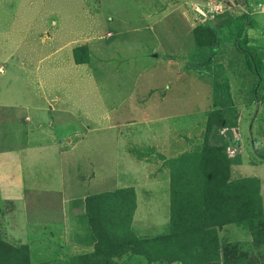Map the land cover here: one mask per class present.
Wrapping results in <instances>:
<instances>
[{
    "label": "rangeland",
    "instance_id": "obj_1",
    "mask_svg": "<svg viewBox=\"0 0 264 264\" xmlns=\"http://www.w3.org/2000/svg\"><path fill=\"white\" fill-rule=\"evenodd\" d=\"M83 1L89 28L96 25L93 17L104 11L105 22L114 21L120 33L111 29L104 32L105 40L114 37L118 45L105 42L98 47L88 40L75 45L74 60L89 63L94 77L116 79L127 96L120 106L123 121L115 133H102L90 126L83 136L89 140L83 163L72 157L66 162L59 160V150L66 148L44 146L42 151L51 159L49 165L55 160L56 174L66 172L68 165L73 175L88 181L116 176L121 179L120 188L90 195L82 204L72 203L68 218L57 227L31 225L30 240H38L32 246L28 238L29 242L18 244L0 235V264H264L259 181L232 172L241 157L253 156L252 160L264 162V0ZM122 9L129 19L122 15ZM140 33L147 34L134 40ZM213 38L244 41L262 67L260 77L249 69L240 76L249 92L241 91L244 95L238 104L231 93L227 94L230 84L226 68L215 57L222 56L229 64L232 83L242 72L238 59L228 50L221 52L220 44H208ZM128 49L133 53L130 61L124 56ZM212 49L216 50L212 63H203ZM188 61L201 65L205 74L188 69ZM82 80L22 87L26 93L39 94L41 102L40 98L46 99L50 93L93 90ZM255 83L257 102L251 94ZM12 87L0 78V93L9 96ZM94 89L100 91L96 85ZM131 107L136 108V116L128 115ZM152 107L159 109L150 113L164 112L162 121L157 123L145 115V109ZM15 109L0 108V123H20L17 130H23L26 138L36 135L39 144L49 145L53 140L70 138L76 144L79 139L74 130L52 133L46 124L28 130V116ZM132 119L136 120L133 126L129 125ZM176 127L181 129L182 145L177 150L170 146L165 152L170 145L167 136ZM113 129L115 126L109 128ZM17 130L0 127V151H21ZM129 131L133 134L131 142ZM161 147L163 156L157 154ZM49 165L44 163L40 170L47 172ZM158 169L169 174L170 231L150 238L135 233L126 220L135 207L134 186L154 182L151 179L158 176ZM251 172L264 181L263 170ZM114 239L125 246L114 252L120 254H96V247L106 249Z\"/></svg>",
    "mask_w": 264,
    "mask_h": 264
},
{
    "label": "crops",
    "instance_id": "obj_2",
    "mask_svg": "<svg viewBox=\"0 0 264 264\" xmlns=\"http://www.w3.org/2000/svg\"><path fill=\"white\" fill-rule=\"evenodd\" d=\"M75 11H84V14L77 15ZM122 12V15L129 19L125 9H122ZM88 15L83 0H0V70H2L0 78L14 86L9 96L6 93H0V108H16L15 110L23 111L25 116H28V130H34L40 124H46L51 127L49 131L52 133L74 130L80 135L76 144H72L71 138L63 142L53 140L50 145L39 144L36 141V135L33 138H26L23 130L22 132L17 130L21 126L20 123H0V127L11 128L21 134L18 139L21 141V151L12 149L0 151L3 152L0 154V235L10 243L29 242L26 238L30 240L31 225L59 226L68 218L72 203L82 204L90 195L120 188L118 183L121 179H117L116 176H111L110 180L88 181L73 175L68 165L66 172L56 174L53 171L55 160H52L54 164L49 165L48 162L51 159H47L45 157L47 152L42 151L45 147L55 150L66 148L63 152L59 150V160L66 162V158L69 161L72 157L73 161L79 160L83 163L82 161H86L88 157L84 146L88 147L89 142L83 136L90 131V126L93 125L102 133L107 131L115 133L119 132L118 125L123 121L120 116H123L124 109H120V106L127 96L125 92H122L118 82H115L116 79L110 81L103 76L94 77L89 72V63H78L74 60L73 47L86 43V40L89 44H97L98 47L105 42L118 45L114 37L109 40H105L104 37L107 29L120 33L116 23L111 19H107L108 23H106L103 17L104 11H102L98 17H93V22L96 21L95 27L92 24L89 28ZM91 28L92 31L89 30ZM146 34H136L133 38L134 40L142 38ZM219 47L221 52L228 50L238 59L242 72L238 75V80L232 83L229 64L222 56L215 57L216 62H222L226 68L229 90L234 103L238 104L237 100H241L244 93L248 91L240 80V76L247 72L248 68L243 55L235 49L233 43H222ZM129 51L128 49L127 53L124 52V56L127 57L125 59H129L133 54ZM142 59L145 62L148 60V58ZM82 79L88 84L89 89L93 90L79 94L50 93L46 99L40 98L41 102H38L39 94L26 93L22 87V85L45 82L54 84L74 83L80 80L82 82ZM95 85L100 91L94 89ZM241 91L244 93L242 94ZM247 97L251 98L249 93ZM158 109L156 107L145 109V115L154 117L152 121L158 123L162 121L160 117L164 112L150 113V110ZM127 110L129 116H136L135 107ZM129 123L133 126L136 120L132 119ZM112 126H115V129L109 130ZM179 130L181 129L176 127L175 132L172 130L173 134L167 136L170 145L165 148V152L170 149V146L174 148L173 150H177L179 145H182L183 137ZM159 131L161 138L164 137L165 135L161 133L162 128ZM132 136L133 134L129 131V142ZM101 139L99 137V140ZM161 152H163L162 147L157 154L163 156ZM250 157H241L240 164L234 165L232 172L238 171L242 178L259 181L258 196L261 214L264 216V181L259 175L250 173L251 169L264 171V162L259 163L251 159L253 156ZM44 163L49 165L47 172L40 170ZM161 172L162 169H158V176L149 178L154 179V182L134 186L135 207L130 226L135 233L142 235L144 233L150 238L165 236L170 231L169 174ZM37 242V239L31 241V246Z\"/></svg>",
    "mask_w": 264,
    "mask_h": 264
},
{
    "label": "trees",
    "instance_id": "obj_3",
    "mask_svg": "<svg viewBox=\"0 0 264 264\" xmlns=\"http://www.w3.org/2000/svg\"><path fill=\"white\" fill-rule=\"evenodd\" d=\"M211 27V26H209ZM239 33V32H238ZM239 35V34H238ZM209 37L212 38V34H209L208 35ZM233 43L234 44V47L235 49L241 53L243 56H244V60H245V64L247 66V68L253 73V75L257 76V77H260L261 76V65L257 63L256 61V58L254 57L253 53H251L249 51V49L247 48L246 44L244 41H240L238 39L234 40V41H228L227 39H223V40H216V38H213L212 41H208V44L212 43V44H215L216 45H219V44H222V43ZM211 44V45H212ZM200 44H198V47H199ZM215 51L214 49L211 50L210 54L207 55V57L205 58V60L203 61L204 62H208V64H211V58L212 56L215 54ZM187 68L190 69V70H193L194 72H196L197 74L199 75H204L205 71L204 69L201 67V65H195L191 62H187ZM258 85L257 83H255L254 87L251 89V94H252V99L254 102H257L259 101V98H258ZM227 94L230 95V92H229V88L227 86ZM262 159H264V156L262 155L261 156ZM237 164H240L239 162ZM133 210L130 212V216L127 218L126 222L128 223V225H130V222H131V214H132ZM116 239H114L111 244L108 243V248L106 249H102L98 246L95 248V252L96 254L97 253H112L114 255H112V257H116L118 254L120 253H114L116 252L117 250H120L122 248H124L125 246L121 243H116L115 242ZM119 242V241H118ZM123 252V251H121Z\"/></svg>",
    "mask_w": 264,
    "mask_h": 264
}]
</instances>
